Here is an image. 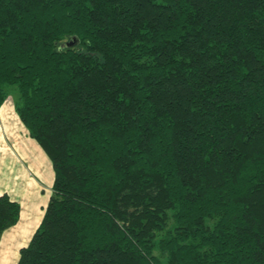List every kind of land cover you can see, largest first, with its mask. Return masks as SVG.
Segmentation results:
<instances>
[{
    "label": "trees",
    "instance_id": "obj_1",
    "mask_svg": "<svg viewBox=\"0 0 264 264\" xmlns=\"http://www.w3.org/2000/svg\"><path fill=\"white\" fill-rule=\"evenodd\" d=\"M10 88L54 169L18 264H264V0H0Z\"/></svg>",
    "mask_w": 264,
    "mask_h": 264
},
{
    "label": "crops",
    "instance_id": "obj_2",
    "mask_svg": "<svg viewBox=\"0 0 264 264\" xmlns=\"http://www.w3.org/2000/svg\"><path fill=\"white\" fill-rule=\"evenodd\" d=\"M54 184L50 157L22 123L13 101L0 106V194L21 205L16 225L0 239V264H18L45 215Z\"/></svg>",
    "mask_w": 264,
    "mask_h": 264
},
{
    "label": "rangeland",
    "instance_id": "obj_3",
    "mask_svg": "<svg viewBox=\"0 0 264 264\" xmlns=\"http://www.w3.org/2000/svg\"><path fill=\"white\" fill-rule=\"evenodd\" d=\"M9 91L11 93L8 95V98L7 99H9L10 101H13L14 104H16V101L19 98V93H18L17 89L10 88Z\"/></svg>",
    "mask_w": 264,
    "mask_h": 264
},
{
    "label": "water",
    "instance_id": "obj_4",
    "mask_svg": "<svg viewBox=\"0 0 264 264\" xmlns=\"http://www.w3.org/2000/svg\"><path fill=\"white\" fill-rule=\"evenodd\" d=\"M79 44V39L77 37H73L70 41H68L65 46L71 47Z\"/></svg>",
    "mask_w": 264,
    "mask_h": 264
}]
</instances>
